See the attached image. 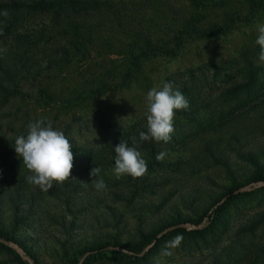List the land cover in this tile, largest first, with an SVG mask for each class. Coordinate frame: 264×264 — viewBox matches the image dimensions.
<instances>
[{
	"label": "rangeland",
	"instance_id": "374dc122",
	"mask_svg": "<svg viewBox=\"0 0 264 264\" xmlns=\"http://www.w3.org/2000/svg\"><path fill=\"white\" fill-rule=\"evenodd\" d=\"M64 1L71 2L74 23L85 22L73 29L80 47L68 65L49 73L43 61L30 64V73L41 77L19 84L32 96L38 87L53 97L44 110L25 99L0 109V235L8 239L0 245V264H24L19 257L25 253L32 264H73L88 247L121 243L132 250L151 237L158 240L140 259L105 254L84 264L246 263L256 247L264 248V62L254 60L260 70L252 85L233 81L241 58L261 52L256 26L264 24V15L225 24L235 13L243 15L244 0H196V7L191 0ZM46 18L34 16L25 25L35 30ZM145 40L170 55L140 64L126 85L102 97L61 108L85 69L102 81H118L127 42ZM165 82L182 92L189 108L176 112L171 142H152L151 153L141 143L148 166L143 178L117 179L114 148L121 141L132 146L134 133L138 139L146 130L147 92ZM13 108L28 111L27 118L3 116ZM41 119L65 132L74 156V179L48 192L27 182L31 173L14 148L27 125ZM161 151L167 155L157 161ZM95 166L100 173L94 179L106 182L105 191L91 182ZM229 191L234 195L226 200ZM167 223L182 230L159 232ZM177 237L179 245L170 247ZM166 246L169 256L162 255ZM263 261L257 256L252 264Z\"/></svg>",
	"mask_w": 264,
	"mask_h": 264
},
{
	"label": "trees",
	"instance_id": "16d2710c",
	"mask_svg": "<svg viewBox=\"0 0 264 264\" xmlns=\"http://www.w3.org/2000/svg\"><path fill=\"white\" fill-rule=\"evenodd\" d=\"M192 6H198L200 3L196 0H191ZM246 3V11L243 15L234 14L229 18L224 20L225 24L232 23L235 19L237 21H243L248 23L246 19L248 18L251 22V19L260 18V14L264 15V0H244ZM12 3V4H10ZM66 3L64 0H26V3L17 2V0H6L0 1V12L7 10L9 13L8 18L0 15V31L3 32V35H0V47L6 48L7 52L0 53V109L8 108L11 109V104L20 99L29 100L32 103L39 106L44 110L46 105L44 103H49V99L53 96H48V89L44 92L40 89L35 90V92L28 94L25 93L24 89L20 87L21 81L26 82L27 79L39 78L41 77V72L30 73L29 67L30 64H44V69L49 73L51 70L57 69L60 66L68 65L75 56L76 50L80 47V41H77V35L73 32V29H79L80 24L84 25V21H80V24L74 23L75 18H70V4L63 5ZM25 4V5H24ZM12 5V6H11ZM70 12H72L70 10ZM87 12H83V17ZM45 15L46 21L44 24H40V27L37 29L27 28L25 23L31 17H37ZM99 18V16H98ZM191 23V22H190ZM192 34L194 35V29H191ZM205 32V31H204ZM84 33V32H82ZM199 36L205 34L201 32ZM206 33V32H205ZM71 34V35H70ZM203 34V35H202ZM70 36V38H69ZM141 39L140 36H137V40ZM150 40H145L144 42H127V47L122 53L123 58L121 61L124 66V73L121 75L118 81H102V78L94 77L93 72L90 68L87 69V73L83 71L86 76L84 80L79 84V88L73 92L67 93L66 97L63 99V102H60L61 108H69L70 103H79L86 102L89 99H95L104 96L110 90L114 88L122 87L128 83L131 70L137 69L140 64L146 62L147 60L156 57L157 55H170L169 51H162L159 44H151ZM177 48V44L175 45ZM256 58H259V53L257 50L254 52V56L250 59L247 56L241 58L240 74L233 82L234 86H243L246 87L248 84L252 85L255 83V75L259 72V65L255 64ZM87 66V65H86ZM47 73V74H48ZM83 74L81 77L85 75ZM45 76V75H44ZM19 79V82L17 80ZM25 78V79H24ZM24 79V80H23ZM68 80H64L66 83ZM165 81V79H164ZM235 88V87H234ZM51 92V91H50ZM77 92V93H76ZM76 93V95H75ZM3 106V108H2ZM26 109V108H25ZM12 112L5 113L3 116H9L11 114L13 122H17L15 118L20 113L22 116H28L26 112H22L19 109H12ZM23 111V110H22ZM32 113V110H30ZM146 117V116H145ZM24 120V118H22ZM12 130V129H11ZM65 133V132H64ZM134 133V137H135ZM142 147H145L151 153L153 149L152 142H144ZM234 191H229L225 194V199L233 197ZM182 230L178 223L165 224L159 232L172 233ZM8 239L3 235H0V245ZM157 238L151 237L145 239L139 247L136 249H129L123 244H99L93 247H88L81 251L79 257L73 262V264H84L89 258L95 256H102L105 254L108 255H125L129 256L132 259H140L143 257L144 248L153 242H157ZM263 256L264 258V248L252 251L250 259L244 264H252L255 257ZM22 259L24 264H32L34 261L29 254L25 253L19 257ZM238 260V259H237ZM230 261L228 264H242L240 261ZM264 264V261L263 263Z\"/></svg>",
	"mask_w": 264,
	"mask_h": 264
},
{
	"label": "clouds",
	"instance_id": "9594fccd",
	"mask_svg": "<svg viewBox=\"0 0 264 264\" xmlns=\"http://www.w3.org/2000/svg\"><path fill=\"white\" fill-rule=\"evenodd\" d=\"M8 18L7 10L0 12ZM256 44L260 46L259 60L264 62V24H258ZM0 35L3 32L0 31ZM7 52L6 48L0 47V53ZM189 103L179 90H174L171 83H163L162 87L151 88L146 95V130L139 132V138L132 137V146L127 142L118 144L115 148L114 175L117 179L130 176L133 179L143 178L148 172L147 161L138 150L143 142L156 144L171 142L175 133L176 112L187 110ZM27 134L19 135L15 139V152L22 159L23 165L31 173L27 182L48 192L55 185L62 186L72 177L74 156L72 144L62 130L54 129L51 123L43 119L30 122L27 125ZM166 152L161 151L157 161H163ZM100 169L93 167L90 171L91 180L97 191L107 190V184L98 177ZM85 186L87 183L81 182ZM181 238L171 241L169 246L179 245ZM166 249L162 255L169 256L171 252Z\"/></svg>",
	"mask_w": 264,
	"mask_h": 264
}]
</instances>
